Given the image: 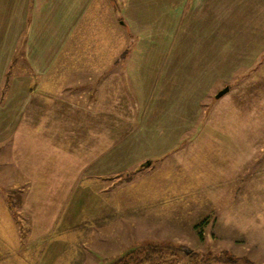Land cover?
<instances>
[{
  "label": "rangeland",
  "instance_id": "rangeland-1",
  "mask_svg": "<svg viewBox=\"0 0 264 264\" xmlns=\"http://www.w3.org/2000/svg\"><path fill=\"white\" fill-rule=\"evenodd\" d=\"M106 1L104 11L111 10L119 24L108 45L117 62L113 73L121 76L120 89L136 106L132 81L123 73L139 36L122 25L118 0ZM198 3L185 4L177 33L183 48L174 42L167 65L173 60L175 65L162 72L151 92L149 120L147 114L144 123L137 119L131 104L113 115L120 125H128L120 130L130 134L126 144L52 147L48 143L54 136L48 132L36 138L42 145L33 146L26 139L31 132L26 129L37 130L30 124L33 108L21 120L18 137L13 127L20 120L8 114V129H0V139L7 138L0 142V264H124L151 250L161 256L141 264H264V48L256 49V35L240 33L257 23V3L248 5L245 24L240 13L227 11L231 34L223 33V3L214 34L208 29V2ZM107 17L103 14V24ZM80 27L68 46L76 43L79 48ZM7 36L11 47L16 37ZM25 36L9 60L12 64H0V105L14 103L16 94L30 89L47 97L40 98L44 114L41 110L37 117H50L49 110L57 118L56 112L62 111L56 108L70 112L66 99L71 95L98 88L87 84L82 89L79 76L66 74L68 46L44 75L35 77L26 59ZM209 40L217 43L215 59L229 56L230 66L200 63L211 53L201 49L208 48ZM226 43L227 50L231 47L227 55L222 50ZM259 43L264 47V40ZM6 49L0 52L2 59L10 55ZM83 52L74 49L73 56L80 60ZM149 52L145 62L132 61L137 72L153 68L156 59ZM114 83L113 77L103 89H114ZM226 86L229 92L215 99ZM61 102L66 103L54 107ZM69 132L73 136L83 131L57 130L56 135ZM73 138L67 141L77 142ZM94 149L98 152L92 154ZM83 150L90 153L87 158ZM111 150L120 155L119 169L117 163L113 173L91 175V165L99 168L108 159L94 162L96 155L102 151L107 156Z\"/></svg>",
  "mask_w": 264,
  "mask_h": 264
},
{
  "label": "crops",
  "instance_id": "crops-1",
  "mask_svg": "<svg viewBox=\"0 0 264 264\" xmlns=\"http://www.w3.org/2000/svg\"><path fill=\"white\" fill-rule=\"evenodd\" d=\"M121 1L122 3H126L123 5ZM188 1L189 0H118L121 4L120 10L123 15L118 13L119 17H117V19H122L123 17L124 22L122 25L128 27L134 35L139 36L136 41V48L133 55L130 57L131 60L129 59V63L123 73L124 76L132 81H130L132 89L135 97L138 99L137 102H139L135 106L130 100L131 96L126 91H123V89H120L121 76L114 74L115 72L113 73L112 67L117 62L114 61L112 49L110 50L108 45L111 44L109 42L112 40L111 35L113 33L111 32H116L119 29V27H117L119 24L114 22L116 18L110 12L111 10L107 12L104 11L106 0H0V35H4L2 38L5 40L3 43L0 42V52L6 48V50H8V48L11 50L8 59L4 57L2 59L0 54V64H2L3 60H6L4 65L12 64L9 60L14 58V52L18 48L20 38L25 34L27 62L35 72L33 73L35 77L44 75L43 73H45L48 68H51L57 61L61 50L63 48L66 49L68 40L75 34V30L81 24L79 30L82 35V41L79 48L76 43L68 46L69 49L63 58V65L69 66V70L66 74L75 73V76L72 78L79 76L77 79L80 80V83H83L82 86L84 87L82 89H85L87 84H94L98 87L89 93L84 90L81 91L79 95H71L69 99H66L67 105L69 106L67 110L70 112H64L62 108H56L55 110L62 111L56 112L60 114L57 115V118L55 117L56 114L52 116L49 110L48 113L51 114L50 117L47 118L42 116L44 114V107L41 106L42 102L40 98L47 97L40 96L39 93L33 94L30 89L25 90L21 94L19 93V96L16 94L14 103L7 100L5 104L3 103L0 105V129H8V114H14L16 118L20 120L18 124L13 127L17 131L18 137L20 135L19 129H23L20 127L21 120L23 121L30 108H33V112L31 111L32 117L30 118L32 123L30 124L35 125L37 130L36 132H32V130L26 129V132L31 131L27 133V135H30H28L26 139L30 137L33 146L42 145L36 138L39 139L41 135L48 132H51L48 133V137L54 136L52 139L53 143L50 141L48 143L49 146L52 147H55V145L78 144L83 146V148L102 145L119 148V146L126 144L130 140V134H121L120 130L121 128L128 129V125H120L121 122H119L117 118L115 120L113 115L119 114L121 106L124 107V105L128 106L131 104L133 107L132 112L137 115V119L143 120L142 123H144V116L147 114V121L149 120L150 115L147 110L150 108L149 98L151 92L156 89L157 83L159 84L161 82L159 78L162 72L167 69L170 71V68L175 65V60L167 65L170 53L173 51L174 42L179 43V50L183 48V43L179 42L177 33L183 23L182 20L185 13L184 7ZM194 1L198 3L203 0ZM206 1L209 6L207 19L210 25L208 29L209 32L213 34L215 33V26H219L220 22L216 21V19H220V17H217V10L221 8L220 4L223 3L226 9L223 17L224 20H222V26L224 27L223 33L228 32L231 34L232 32L229 30L230 21L227 20V18L231 19V13L228 12H233L232 9H234L236 15L240 13L243 17L241 24H245L244 19L248 17L246 12L248 5L252 2L257 3V23L251 26V28L247 26L241 29L240 33L256 35V39L255 37L253 38L258 47L256 49L259 50L264 48L259 45V42L264 40L262 38L264 37V10L259 9L264 6V0ZM195 5L196 4H194V6ZM239 8L241 9L240 11ZM103 14L108 15V21L105 24H103ZM227 28L228 30L226 31ZM76 34H79V32ZM7 35H15L16 37L17 42L11 47L7 45ZM148 37H150V39ZM74 49L84 50L80 60H76L73 56ZM201 49L211 51L207 61H205V59L199 60L202 65L212 63L213 65L230 66L232 64L229 56H224L220 61L215 59L216 53L213 55L212 52L214 53L217 50L216 42L209 40L208 48L201 47ZM222 50H224V54H226L227 51L228 54L231 53L230 46H228L227 50V43L224 46L222 45ZM149 51L154 52V57L152 53V58L156 59V61H153V68L151 67L149 72H137L135 67L136 63L133 66L131 64L132 61L145 62ZM70 54L73 57H71ZM253 60L254 59H252V61ZM248 63L249 62L245 64ZM136 73L139 75H136ZM141 74H143V76H141ZM113 77L114 84H116V86H114L115 88L113 89V86H110L103 89L102 84L109 79L113 80ZM124 82L128 83V81ZM47 96H53V92H48ZM0 97L2 98V94ZM28 98L31 100V103L30 100H27ZM48 102L52 104L51 101L48 100ZM65 103L61 102L62 105H57V103L53 104L54 107H56L63 106ZM78 104H80V106ZM76 106L79 107V115H77ZM41 110H43V114L41 117H37L39 113L41 114ZM62 113L64 114V118ZM105 115H107V117H105ZM44 130L45 132L43 133L42 131ZM57 130H79L83 132L73 136L72 132H69L67 136L63 137L56 135ZM55 135L58 136V138H56ZM73 137L77 142L71 140H69V142L67 141ZM4 140L6 141L7 138L0 139V142ZM128 146H134V144L132 143ZM96 151L98 152L97 149H94L92 154H95ZM83 154H85L86 158L90 155L87 150H83L82 155ZM106 155L107 156H103L102 151L96 155L97 160L95 159L94 162L100 159L104 161L105 157H108V159L105 161L106 164L102 166L99 165V168L91 165V171H89L91 175L100 174L103 171L109 170L113 173V169H115L114 164H116L117 167V163L119 169V153H114V150H111ZM22 175H24L23 172Z\"/></svg>",
  "mask_w": 264,
  "mask_h": 264
},
{
  "label": "trees",
  "instance_id": "trees-1",
  "mask_svg": "<svg viewBox=\"0 0 264 264\" xmlns=\"http://www.w3.org/2000/svg\"><path fill=\"white\" fill-rule=\"evenodd\" d=\"M161 256V253L160 251H156V250H151V251H148L143 258H140V257H131L129 258L124 264H141L142 262H147V263H150L152 261L155 260V258L157 257H160Z\"/></svg>",
  "mask_w": 264,
  "mask_h": 264
},
{
  "label": "water",
  "instance_id": "water-1",
  "mask_svg": "<svg viewBox=\"0 0 264 264\" xmlns=\"http://www.w3.org/2000/svg\"><path fill=\"white\" fill-rule=\"evenodd\" d=\"M229 90H230V87H229V86H226L225 88H223L222 90H220V91L216 94L215 99H220V98L223 97L226 93H228ZM147 164L149 165L150 162L147 163Z\"/></svg>",
  "mask_w": 264,
  "mask_h": 264
}]
</instances>
